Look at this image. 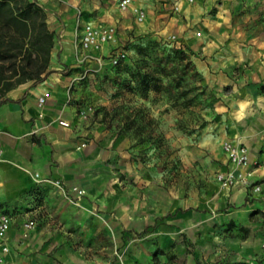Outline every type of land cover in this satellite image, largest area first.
<instances>
[{
    "label": "crops",
    "instance_id": "0c3cea01",
    "mask_svg": "<svg viewBox=\"0 0 264 264\" xmlns=\"http://www.w3.org/2000/svg\"><path fill=\"white\" fill-rule=\"evenodd\" d=\"M33 1L44 8L55 43L48 76L40 82L18 85L7 93V101L0 105V214L11 218L6 241L8 251L3 252L0 247V264H57L62 260L65 254L52 235L60 225L56 214L68 203L53 185L59 180L69 186H80L74 174L69 176L77 167L88 175L89 181H83L87 189L83 197L72 194L76 205L71 206L74 218L80 214L92 215L99 205H112L116 217L123 224L126 218L131 229L141 224L134 221L137 217L145 218L143 224L146 225L162 219L164 224L172 225L169 229L173 230L168 234L171 240L184 232L209 233L215 230L216 224L222 225L225 221L254 228L251 221L258 215L264 217V166L255 169L252 178L260 186L259 192L240 182L229 189L223 188L215 175L227 166L222 150L225 141L246 147L251 162L262 159L264 0H196L193 4L186 0H132L128 12L118 8L119 0ZM175 5L179 7L178 12L173 10ZM135 8L145 11V20L152 16L156 31L180 39L192 54L203 84L217 96L213 103L215 120L211 133L208 135L205 130L204 135L205 147L213 152L212 157L217 161L212 157L201 160L199 180L206 186L199 190L195 201L173 198L161 191L159 198L144 202L132 198L124 206L119 187H112L110 182L107 186L104 181H111L105 178L111 166V169L119 167L129 181L137 177L132 162L124 157L128 146L124 137L111 140L104 147L87 140L81 152L77 149L79 121L68 100L69 80L76 74L73 69L87 67L95 72L111 67L107 61L79 63L75 58L77 38L87 23L115 26L116 41L95 53L106 57L111 49L120 45L122 31L129 25L127 14L131 12L135 23H139ZM67 70H71V76L63 74ZM45 92H49L50 97L41 109L38 98ZM82 133L90 137L95 132L83 129ZM187 154L181 152L183 162ZM108 157H115L117 161L109 164ZM183 164L191 165L189 161ZM93 172L97 177L91 180ZM149 176H152L150 172ZM195 209L199 210V216ZM30 217L36 219L37 227L24 237L22 223ZM261 243L262 239L244 240L241 251L251 253L260 248ZM184 246L180 243L177 250L181 253ZM195 248L198 255L199 245ZM194 258L199 257L191 256V260Z\"/></svg>",
    "mask_w": 264,
    "mask_h": 264
},
{
    "label": "rangeland",
    "instance_id": "374dc122",
    "mask_svg": "<svg viewBox=\"0 0 264 264\" xmlns=\"http://www.w3.org/2000/svg\"><path fill=\"white\" fill-rule=\"evenodd\" d=\"M129 13V25L121 32L118 47L126 51V61L104 70H89L85 75L80 69H73V75L71 70L63 73L74 76L69 80L68 100L79 121L77 149L81 152L88 141L104 147L111 140L124 137L128 143L124 157L132 162L137 177L129 181L119 167L111 166L105 175L111 181L104 180L107 186L119 187L124 206L132 198L143 202L159 198L161 191L173 198L195 201L199 190L206 186L199 180V164L213 156L205 147L204 135L205 130L208 135L211 133L217 96L203 84L192 54L180 56L174 52L168 34L154 29L152 16L136 24ZM137 67L153 79L147 90H141ZM83 129L95 133L84 136ZM181 152L188 153L185 162ZM116 159L106 158L109 164ZM187 161L191 165L184 166ZM72 174L81 183L77 187L86 191L83 181H89L88 175L80 167L69 176ZM94 174L91 180L96 179ZM64 186L66 191L57 190L68 204L56 214L60 225L52 235L65 254L57 264H264L262 215L251 221L254 228L225 221L209 233L184 232L171 240L168 234L172 225L164 224L162 219L146 225L145 218L137 217L134 221L141 224L131 229L126 218L123 224L116 217L112 205H99L92 215L74 218L71 206L76 205L73 193L68 192L72 186ZM195 214L199 216L198 209ZM257 239H262L260 248L248 254L241 251L244 240ZM180 243L185 244L181 253L177 250ZM195 245H199L198 255ZM191 256L199 258L191 260Z\"/></svg>",
    "mask_w": 264,
    "mask_h": 264
},
{
    "label": "trees",
    "instance_id": "16d2710c",
    "mask_svg": "<svg viewBox=\"0 0 264 264\" xmlns=\"http://www.w3.org/2000/svg\"><path fill=\"white\" fill-rule=\"evenodd\" d=\"M55 35L44 8L33 0H0V105L18 85L44 80L51 72ZM180 56L188 52L172 47ZM141 90L153 79L137 67Z\"/></svg>",
    "mask_w": 264,
    "mask_h": 264
},
{
    "label": "built area",
    "instance_id": "2783aa9c",
    "mask_svg": "<svg viewBox=\"0 0 264 264\" xmlns=\"http://www.w3.org/2000/svg\"><path fill=\"white\" fill-rule=\"evenodd\" d=\"M187 3L193 4L196 0H186ZM132 4V0H119L118 8L120 10H126ZM175 12L179 11V7L175 5L173 7ZM134 12L136 14L137 22H143L145 20L146 14L143 9L135 8ZM117 29L115 26H102L100 24L87 23L82 27L81 33L77 38L75 49V58L79 63L95 60L99 64L103 61H107L111 67L118 66L123 61H126L128 55L126 51L121 48L111 49L106 57L99 56L98 53L102 48L109 43L116 41ZM172 47L182 49L188 52L183 43L176 35H170L168 38ZM89 71V68L83 67L82 72L85 75ZM50 93L45 92L38 98V105L42 109L46 105V101L49 99ZM40 117L43 116L41 113ZM85 144H83L84 146ZM222 150L227 159V166L225 170L216 173L215 178L218 183L223 188L229 189L235 182H240L243 186L251 188L255 192L260 191V186L252 180L254 171L260 166H264V142L262 148V159L259 162H251L249 151L246 147L242 145H237L229 141H225L222 144ZM1 150H0V160H1ZM58 188L66 191V187L62 181L56 180L54 183ZM70 193L76 195V197L81 198L86 194L84 189L77 186H72L69 188ZM71 202L72 199H70ZM11 226V218L7 214H0V247L3 252L8 251V246L6 244L7 234ZM37 221L34 217L26 219L22 223V229L24 236L29 231L36 229Z\"/></svg>",
    "mask_w": 264,
    "mask_h": 264
}]
</instances>
